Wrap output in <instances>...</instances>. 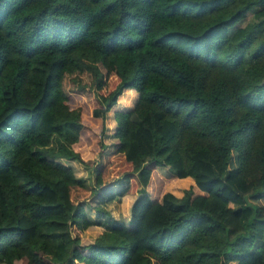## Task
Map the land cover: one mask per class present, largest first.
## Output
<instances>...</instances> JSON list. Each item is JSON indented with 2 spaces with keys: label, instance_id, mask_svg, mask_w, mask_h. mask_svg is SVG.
<instances>
[{
  "label": "trees",
  "instance_id": "obj_1",
  "mask_svg": "<svg viewBox=\"0 0 264 264\" xmlns=\"http://www.w3.org/2000/svg\"><path fill=\"white\" fill-rule=\"evenodd\" d=\"M130 89L90 188L58 159L102 155ZM121 180L130 220L83 244L85 203ZM17 262L264 264V0H0V264Z\"/></svg>",
  "mask_w": 264,
  "mask_h": 264
},
{
  "label": "rangeland",
  "instance_id": "obj_2",
  "mask_svg": "<svg viewBox=\"0 0 264 264\" xmlns=\"http://www.w3.org/2000/svg\"><path fill=\"white\" fill-rule=\"evenodd\" d=\"M130 91H132L134 94L129 93ZM135 100V91L132 89L126 90L119 97V100L113 110L107 113L105 117L107 129L105 134L103 135V141L105 143L106 149L103 151L102 155L91 153L86 147L84 148L83 154V158L86 161V164H82L78 161L58 159L62 163L73 168L76 176L81 179L88 187L93 188L95 182V168L98 167L102 162H106V157L111 151L113 143L116 142V139L114 138V131L117 127V124L115 121L114 113L120 110L131 109ZM52 145H55V143H53ZM167 170V168L165 170H162V173L165 175L167 173ZM127 188L128 183L124 180H121L113 185H109L108 187H106V189L101 191L98 197H95L85 203V209L92 225L82 235L83 244L87 245L92 243L95 238L103 231L110 229L116 225L126 223L130 220L131 207L137 197L134 196L133 198L130 195L123 196ZM181 189L176 190L174 187L169 186V190H171L174 194H176V196L179 197L183 195V190ZM153 193L154 192H152V194ZM260 202L262 203V201ZM98 208L104 211L100 212ZM16 264L22 263L17 262Z\"/></svg>",
  "mask_w": 264,
  "mask_h": 264
}]
</instances>
